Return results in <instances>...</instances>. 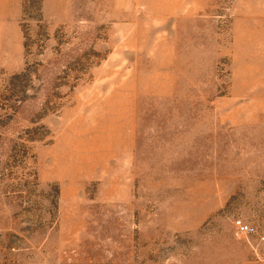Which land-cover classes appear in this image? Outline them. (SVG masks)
<instances>
[{
  "label": "rangeland",
  "instance_id": "1",
  "mask_svg": "<svg viewBox=\"0 0 264 264\" xmlns=\"http://www.w3.org/2000/svg\"><path fill=\"white\" fill-rule=\"evenodd\" d=\"M0 264H264V0H0Z\"/></svg>",
  "mask_w": 264,
  "mask_h": 264
},
{
  "label": "built area",
  "instance_id": "2",
  "mask_svg": "<svg viewBox=\"0 0 264 264\" xmlns=\"http://www.w3.org/2000/svg\"><path fill=\"white\" fill-rule=\"evenodd\" d=\"M253 232H254L253 227L244 223L242 220L235 219L233 221V235L234 236L247 235Z\"/></svg>",
  "mask_w": 264,
  "mask_h": 264
}]
</instances>
